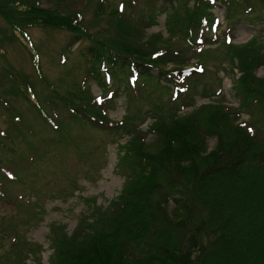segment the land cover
Returning <instances> with one entry per match:
<instances>
[{
	"label": "trees",
	"instance_id": "1",
	"mask_svg": "<svg viewBox=\"0 0 264 264\" xmlns=\"http://www.w3.org/2000/svg\"><path fill=\"white\" fill-rule=\"evenodd\" d=\"M44 1L0 0L5 24L0 29V57L5 58L7 41L22 42L52 94L43 102L50 112L26 75L8 65L6 78L0 76V93L7 87L5 79L11 85L2 91L4 99L0 96V105L10 115L9 129L0 130V148L15 153L20 138L28 145V151L8 165L0 159V203L32 208L34 203L15 194V185H25L20 175L46 160L45 147L61 145L73 126L86 124L128 136L122 158L126 181L120 195L106 208L89 209L71 234L53 225L49 264H264V77L258 75L264 70V0H160L170 5L168 33L150 35L146 32L155 24L153 16L135 13L138 0H129L132 10L126 11L125 2L121 9L109 10L107 1L100 0L93 30L85 16L92 0L80 10L70 0H48L49 5ZM217 3L225 8L223 23L212 12ZM243 22L259 33L246 44L227 42ZM37 28L65 30L72 35L71 43L86 42L80 51L85 81L97 83L100 95L84 82L60 92L42 77L38 51L29 39V30ZM209 45L225 49L226 61L239 74L233 87L239 106L219 99L181 115L158 101L152 109L129 112L122 120L110 117L121 84L134 101L142 102V92L156 80V92H171L170 85L171 96L190 101L182 104L188 107L201 79L208 76L212 82L210 89L204 84V96L219 94L220 79L202 62L212 52L205 49ZM193 60L195 66L190 67ZM7 93L29 102L55 137L29 142V135L38 134ZM245 110L250 117L244 121ZM146 118L151 123L144 131L138 122ZM149 135L155 136L153 144L147 143ZM211 138H216V145L210 150ZM5 220L1 219L0 232L15 230L4 227L13 224ZM13 235L12 250L2 264H40L37 256L28 263L36 249H28L19 235Z\"/></svg>",
	"mask_w": 264,
	"mask_h": 264
},
{
	"label": "rangeland",
	"instance_id": "2",
	"mask_svg": "<svg viewBox=\"0 0 264 264\" xmlns=\"http://www.w3.org/2000/svg\"><path fill=\"white\" fill-rule=\"evenodd\" d=\"M70 1L74 3L73 7L76 10L84 9L87 2V0ZM106 1L109 10L116 7L121 9L120 7L124 2L125 7L123 6V10H132V8L129 9V0ZM147 1L150 0H138V6L135 8L137 15L149 16L151 14L153 16L155 24L148 28L146 33L149 35L157 32L168 33L166 22L170 5H163V1L160 0H152V4ZM98 3H100V0H92L91 5L89 4L85 10L87 23L90 25ZM44 4L49 5L48 0H45ZM260 8H262L261 5L257 6V9ZM212 12L221 23L224 22L225 8L223 5L217 3ZM100 23L102 25L106 24L104 20ZM93 27L91 25L92 30ZM4 28L5 24L0 19V29ZM262 30L263 28L260 27L259 31ZM257 33L259 32L255 27L248 22H243L232 31L227 42L235 45L246 44ZM218 35L221 38L222 32L219 31ZM29 39L38 51L42 77L52 84L57 91L63 92L71 88L74 83L84 82L90 87L95 96L101 94V89L97 83L92 79L90 80V78L85 81L86 65L84 66L80 51L86 46V42L71 43L72 35L65 30L40 28L29 30ZM217 46H206L205 49H211L212 52L202 62L205 63L207 71L212 70L216 74L215 78L220 79L221 92L219 94H210L209 97L204 96V84H208V89H210L212 82L207 76V79H201L203 84L199 92L195 94L193 104L183 107V102L189 103L190 101L188 102L186 99L176 100L173 95L171 96L172 87L170 85L171 92L164 89L156 92L155 80L151 86H146L144 92H142V98H144V101L141 100L144 102L142 104V102L134 101L131 93L125 91V86L121 84L120 88L117 87L116 89L117 96L114 97L111 110H109L110 117L114 120H122L129 112L137 113L140 108L143 111L152 109L153 102L158 101L167 108H176L181 115L202 104L216 103L219 99H224L225 103L233 107L239 106L241 100L236 97L233 88L239 74H237V70L232 71L231 64L226 61V50L221 46L217 48ZM4 51L6 52L3 55L5 58L0 57V76L4 75L6 78L3 72L8 69V65L26 75L33 82L38 99L49 111L50 108L43 102L49 100L52 94L40 81V76L25 45L17 40H9L5 43ZM195 61L193 60L190 67L195 66ZM170 66L172 67V65ZM258 75L264 77V70L260 69ZM3 83L7 85L6 88H2L3 90L11 88L8 80L5 79ZM161 85L164 86L165 83ZM3 90L0 93L2 98L4 96ZM6 98H10L27 123L37 132L38 136L36 137L29 135V142L38 144L43 138L48 140L55 137L54 133L44 128L42 121H40L29 102L21 96L12 97L8 95ZM244 112L241 115V120L245 121L250 117V113L247 110ZM9 119L10 115L0 105L1 131L9 129ZM150 123V118H146L142 123L138 122L144 131L148 130ZM78 125L73 126V131L69 132L64 139H61V145L51 144L50 147H45L48 152L46 160H43L39 165H32V169L20 175L25 185H15V194L19 197L23 196L24 200L34 203L32 208H19L12 204L0 203V225L2 224L1 219L5 218V221H13V224L7 223L8 226L4 225V227H15V230L6 228L3 233L0 232V264L9 257V252L12 250L11 244L15 240L13 234L19 235L28 249H36V254H29L31 255L30 258L26 259L28 263L34 262V257L37 256L40 264H49L53 253L50 242L51 227L53 225L64 226L66 231L71 234L82 215L87 213L89 209L95 206L106 208L120 195L126 181L122 158L126 155L123 147L128 140V136L126 134L104 132L100 129L91 128L86 124ZM11 132L13 131L11 130ZM155 140V136L149 135L147 143L153 144ZM208 144L210 150L213 149L216 145V138L209 139ZM14 148L16 149L15 153L0 148V159L6 165L28 151V145L22 141V138L17 140ZM26 220L31 222L25 225ZM3 235H8V237L4 239L2 238Z\"/></svg>",
	"mask_w": 264,
	"mask_h": 264
},
{
	"label": "snow or ice",
	"instance_id": "3",
	"mask_svg": "<svg viewBox=\"0 0 264 264\" xmlns=\"http://www.w3.org/2000/svg\"><path fill=\"white\" fill-rule=\"evenodd\" d=\"M251 131V130H250Z\"/></svg>",
	"mask_w": 264,
	"mask_h": 264
}]
</instances>
